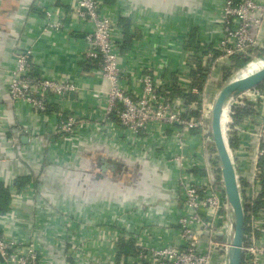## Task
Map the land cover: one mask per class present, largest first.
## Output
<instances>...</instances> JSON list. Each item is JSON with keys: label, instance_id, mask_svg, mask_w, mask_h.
<instances>
[{"label": "built area", "instance_id": "obj_1", "mask_svg": "<svg viewBox=\"0 0 264 264\" xmlns=\"http://www.w3.org/2000/svg\"><path fill=\"white\" fill-rule=\"evenodd\" d=\"M104 1L72 0L74 16L91 26L84 36V59L109 85L106 90H91L92 97L103 105V116L97 119L95 126L98 141L124 138L127 146L124 154L139 160L159 158L165 146H174L169 162L176 163L179 172L173 197L177 205L172 227L174 240L153 246L144 242L139 234L116 223L119 229L113 240L117 246L107 264H226L229 216L221 162L211 129L213 102L226 70L223 67L220 75L215 74V70L220 61H226L225 68H228L235 64L233 57L252 60L257 55L256 49L264 50V0H223L222 38L214 46L205 47L203 55L197 54L207 67L205 85L200 90L189 79L186 84L188 75L198 68L195 53H190L189 59L182 61L177 70L183 77L178 91H174L164 77L154 74L152 68L138 67L129 73L120 66L118 50L125 34L119 28V21L102 12ZM53 25L62 27L61 22ZM15 61L7 84L11 101L15 105L29 103L34 112L45 119L49 114L54 115L53 133L57 141L76 136L88 121L68 113L65 102L79 91V85L69 79L57 80L38 73L29 48L18 49ZM159 69L169 72L165 66L160 65ZM131 81L136 84L135 93ZM239 108L248 109L249 114L237 123L235 110ZM223 116V134L234 162L245 211L242 264H264V87L233 97ZM15 130L33 137L38 134L25 127ZM231 138L237 139L238 146L231 145ZM150 140L153 143L149 147ZM9 143L16 151L15 137ZM20 177L25 176L4 182L10 204L9 209L0 214V255L4 264H45V256L33 239L22 240L5 231L2 225V220L21 203L39 194L34 192L31 183L22 190L17 189L16 180ZM33 178L39 181V177ZM46 205L51 208L50 204ZM144 208L145 205L139 203L138 209L146 211ZM61 216L66 245L71 247L70 264H103L101 258L87 249L90 242L95 244L96 241L92 238L82 242V236L77 234L85 231V227H77L82 225V220L65 212ZM104 237L100 236L99 240L104 241ZM121 241L133 246L135 253L119 259Z\"/></svg>", "mask_w": 264, "mask_h": 264}, {"label": "crops", "instance_id": "obj_2", "mask_svg": "<svg viewBox=\"0 0 264 264\" xmlns=\"http://www.w3.org/2000/svg\"><path fill=\"white\" fill-rule=\"evenodd\" d=\"M222 3L223 0H105L101 10L113 20H129L126 27L130 37L119 23L125 34L118 50L120 66L129 73L138 67L152 68L154 74L164 77L178 91L179 83L183 84V77L177 73L181 62L195 53V63H202L197 54L203 55L205 47L221 40ZM57 22L62 27L53 25ZM90 30V25L74 16L72 0H0V183L27 176L33 191L39 193L21 203L2 220V225L22 240L33 239L45 256V264H70L71 247L66 245L62 212L82 220L77 227H85V231L77 234L82 236V242L92 238L96 241L90 242L87 249L103 264L110 261L117 246L113 240L117 224L153 246L174 240L177 205L173 197L179 172L169 158L175 147L165 146L159 158L139 160L124 154V138L98 141L95 126L103 116V105L92 97L91 90H106L109 85L84 59V36ZM25 48L32 50L38 73L79 85V91L65 102L68 113L88 121L79 127L81 131L76 136L57 141L54 115L45 119L29 103L15 105L11 101L7 88L10 71L16 65V51ZM225 63H218L215 74L220 75L223 67L227 71ZM160 65L169 72L160 71ZM186 79L193 84L194 73ZM130 85L135 93V82ZM17 127L38 134L25 135L17 132ZM12 137L16 139V151L9 143ZM152 143L150 140L148 146ZM33 177H39V181ZM139 203L147 210L138 209ZM103 235L104 241L99 240Z\"/></svg>", "mask_w": 264, "mask_h": 264}, {"label": "water", "instance_id": "obj_3", "mask_svg": "<svg viewBox=\"0 0 264 264\" xmlns=\"http://www.w3.org/2000/svg\"><path fill=\"white\" fill-rule=\"evenodd\" d=\"M228 63H231V59L228 60ZM249 63H247L242 70ZM240 72L231 76L221 86L213 102L211 112V129L215 147L221 162V176L224 183L225 199L229 216V247L226 254V264H242L245 211L236 176V169L233 159L227 149L223 134V115L229 101L233 97L245 91L252 90L264 82V66L247 76H239ZM26 139L27 137H24L25 141ZM0 264H4V258L1 255Z\"/></svg>", "mask_w": 264, "mask_h": 264}, {"label": "trees", "instance_id": "obj_4", "mask_svg": "<svg viewBox=\"0 0 264 264\" xmlns=\"http://www.w3.org/2000/svg\"><path fill=\"white\" fill-rule=\"evenodd\" d=\"M129 20L126 18H121L119 20V23L125 28L127 31V37H130L131 34L129 32V28L127 29V25ZM263 49H256V54H262ZM258 52V53H257ZM251 60V58H245L242 56H235L233 57V61H234V65L230 66L227 69L225 75L222 78V81H220L219 85L222 86L224 84V82H226L230 75L233 74L236 70H239L240 68H242V66H245L247 63H249ZM198 68L196 69V71H193L194 73V81H193V86L198 87L200 90L203 89L205 82H206V78H207V67L204 66L202 63H199ZM264 87V82L261 83L260 85H258L256 87V89H261ZM189 99V97H188ZM236 114H235V122H240L241 119L249 114L248 109L246 108H239L236 109ZM231 145L233 147L238 146V141L236 138H231ZM31 183V178L28 177H20L16 180V188L19 190L24 189L26 186H28V184ZM9 204H10V196H9V192L8 189L4 186V184L0 183V214L5 213L8 209H9ZM120 251L118 253V258L120 259V257L124 256L123 258H127L129 255H132L135 253V249L133 248V246L127 244L126 242H120L118 245Z\"/></svg>", "mask_w": 264, "mask_h": 264}, {"label": "rangeland", "instance_id": "obj_5", "mask_svg": "<svg viewBox=\"0 0 264 264\" xmlns=\"http://www.w3.org/2000/svg\"><path fill=\"white\" fill-rule=\"evenodd\" d=\"M263 53L262 54H258L256 55L257 59H254L252 58V60H250L251 62L242 70V68L244 66H242L241 69L239 70H236L233 74L230 75L231 76H234L237 72H241L239 73V76H246V75H249L251 74L252 72H254V69L257 68L258 66H261L260 69L262 68V65L264 64V50H262ZM254 59V60H253ZM253 62V63H252ZM253 69V70H252ZM259 70V69H258ZM258 70H255V71H258ZM229 77V78H230ZM225 83V82H224Z\"/></svg>", "mask_w": 264, "mask_h": 264}, {"label": "bare ground", "instance_id": "obj_6", "mask_svg": "<svg viewBox=\"0 0 264 264\" xmlns=\"http://www.w3.org/2000/svg\"><path fill=\"white\" fill-rule=\"evenodd\" d=\"M252 63H253V62H252ZM263 66H264V64L262 65V67H263ZM260 67H261V66H258L257 68H255V69H254V72H256L255 70L260 69ZM252 70H253V69H252ZM254 72H252V73H254ZM252 73H251V74H252ZM249 75H250V74H249ZM246 76H247V75H246ZM223 121H224V116H223Z\"/></svg>", "mask_w": 264, "mask_h": 264}]
</instances>
